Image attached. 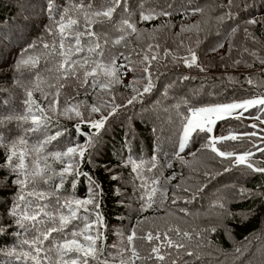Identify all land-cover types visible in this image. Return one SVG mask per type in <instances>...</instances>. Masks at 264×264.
Wrapping results in <instances>:
<instances>
[{
    "label": "trees",
    "instance_id": "trees-1",
    "mask_svg": "<svg viewBox=\"0 0 264 264\" xmlns=\"http://www.w3.org/2000/svg\"><path fill=\"white\" fill-rule=\"evenodd\" d=\"M103 4L104 0H0V264H27L7 255L13 248L21 251L24 235L11 215L19 195L13 183L16 177L3 162L8 154L6 146L13 141L24 137L29 145H35L43 138L40 132L25 131L31 127L30 122L14 118L26 113L28 91L33 94L32 100L52 116L49 134L57 130L64 133L47 146L48 152L86 141L75 127L80 118L71 112L61 115L68 105L79 104L86 120L107 115L113 104L125 105L109 117L96 147L79 164L84 175L75 181L68 177L59 190L55 187L59 177L42 186V190L61 198H84L90 181L98 185L104 225L102 246L108 264H118L126 243L123 237L133 227L138 237L148 231L155 234L179 229V235L175 231L169 235L185 245L180 249L162 248L166 259L159 261L154 256L148 258L158 242L137 239L136 250L143 259L136 264H264V173L246 165L233 167L234 157H219L210 147H202L211 135L237 134L236 140L220 141L217 148L236 154L250 151L253 155L249 162L264 168V153L258 150L264 148V106L217 121L211 133L198 132L178 153L181 120L188 115L189 104L210 106L264 95V0H126L116 8L112 20L118 23L131 14L135 32L129 30L125 39L114 45L112 41L120 35L114 30L115 24H95L93 28L102 44L105 38L108 40L105 58L115 56L117 66H125L118 69L120 82L112 83L109 89L93 88L91 78L88 84L82 83V73H78L79 79L69 76L58 80L55 61L43 48L54 39L47 31L53 18L59 19L62 10L74 6L99 9ZM193 8L202 11L194 13ZM142 14L156 18L143 20ZM250 20L256 23H248ZM80 23H84L82 18ZM189 49L197 56L192 67L183 63L190 57ZM144 54L150 59L157 56L149 69L154 87L128 104L135 95L133 89L142 91L147 82ZM29 56H39V63L17 67ZM60 84L59 104L53 113L49 104ZM92 105L101 111L91 113ZM81 130L96 135L87 124L81 125ZM252 132L257 135H243ZM129 158L143 162L139 176L125 166ZM153 162L156 168L150 171ZM49 163L57 172L62 167L58 162ZM225 167L230 170L225 171ZM155 178L159 179V189L176 184L177 198L166 194L162 199L158 191L155 203L142 210L140 197L150 190L141 188L142 180L151 185ZM218 200L223 207L216 206Z\"/></svg>",
    "mask_w": 264,
    "mask_h": 264
},
{
    "label": "snow or ice",
    "instance_id": "snow-or-ice-1",
    "mask_svg": "<svg viewBox=\"0 0 264 264\" xmlns=\"http://www.w3.org/2000/svg\"><path fill=\"white\" fill-rule=\"evenodd\" d=\"M125 2L126 0H104V4L99 9H93L91 5L87 9L83 5L74 6L68 10H62L63 15L59 19L53 18V25L47 31L52 34L54 39L50 44H43V48L48 50L47 55L52 56L55 61V71L60 74L57 77L58 80L67 79L69 76L79 79L78 73H82V83L88 84L89 78H91V87L93 88L109 89L112 83L120 82L118 69L125 66H117L115 56L105 58L104 52L108 40L105 38L102 44L100 37L93 31V28L95 24H115L114 30L120 35L112 41L114 45L120 44L125 39L124 34L129 30L135 32V25L130 21L131 14H129V18L121 19L118 23L112 20L116 8ZM231 2L232 0H229V3ZM192 11L195 13L202 11V9L193 8ZM161 14L171 15L170 12ZM73 16L77 18H73ZM81 18L84 21L83 25L80 23ZM153 18L156 17L152 14L141 15L143 20ZM248 23L255 24L256 21L250 20ZM30 47L34 48L35 46ZM149 48L151 49V45ZM189 52L190 57L184 58L183 63L188 67H192L197 61V56L191 49H189ZM165 55L167 56L168 53H165ZM156 59V55H153L151 59L147 54L143 55V62H146L144 74L147 82L143 85L142 91L133 89L135 95L127 101L128 104H132L144 93L151 92L154 84L149 69L151 62ZM39 60V56H29L27 59H21L17 67H35ZM248 83H252L251 79ZM62 87L63 85L60 84L49 104V109L53 113L59 104V92ZM32 95L31 91L27 92L28 99L25 104L28 107L26 113L14 118L23 123L30 122L31 127L25 131L40 132L43 138L38 140L35 145H29L24 137L13 141L10 146H6L8 154L3 162V165L16 177L13 183L18 186L19 195L11 210V215L15 218V224L23 230L24 235L19 245L21 251L17 252L13 248L7 255L14 257L16 260H24L27 264H108V259L104 258L105 253L102 246L104 241L102 228L104 225L103 217L99 211L101 190L98 185L90 181L88 194L84 198H77L74 195L61 198L53 192L42 190V186L51 183L53 177H59V183L55 186L59 190L68 177H72L75 181L77 177L84 175L79 171V164L85 159L86 153L90 156V150L96 147L101 130L105 128L109 117L114 115L118 108L125 107V105L113 104L108 114L101 115L100 119L97 120L84 119L83 113L79 110V104L68 105L62 110L61 115H68L71 112L75 117L80 118L75 127L81 132V135L86 137V141L67 146L63 151L48 152L47 146L63 136L64 133L57 130L54 134H49L47 129L52 122V116L32 100ZM112 99L114 100V97ZM185 103L187 104V101ZM33 105H35V110ZM258 105L264 106V96L246 99L242 102L210 106H193L189 104L186 109L188 115L182 116L181 120L182 140L179 144L180 149L183 150L186 143L191 141L198 132L211 133L213 125L219 120L232 117L234 110H247ZM100 111V107L90 106L91 113H99ZM83 124H87L90 129H93L96 135L83 132L81 130ZM251 127L255 128L257 126L251 125ZM243 135L256 136L257 133H244ZM228 139L236 140L237 136L212 137L202 147H210L219 157L229 159L234 157L233 167L246 165L254 172L264 173V168L256 167L248 162V157L253 155L252 152L236 154L221 151L217 148L218 142ZM258 150L264 153V148ZM28 158L30 160L26 163ZM49 160L60 163L62 165L61 169L58 172L55 171ZM125 166H130L132 172L139 176V170L143 167V162L137 163L129 158ZM155 168L156 165L153 162L149 170ZM229 170L230 168L225 167V171ZM158 185V178L153 179L151 185L142 180L141 188H150L144 196L140 197L143 201L142 210L151 207L155 203L154 198L158 191L162 199L166 198V189H159ZM240 192L243 194L245 190L240 189ZM216 206L223 207V202L218 200ZM171 231H175L177 235L180 234L179 229H169L163 233L156 231L155 234L148 231L145 236L138 237L137 230L133 227L130 234L123 237L126 243L119 255L118 264H136L137 260L143 259L136 250L135 240L137 239H145L149 243L154 240L157 241L158 243L152 247L148 258L151 259L154 256L157 260L164 261L166 256L162 254V248L180 249L185 247L183 243H177L173 240L169 235ZM212 231H215V229H212ZM54 233L56 236H53ZM184 235L188 236L189 234L184 233ZM187 254L193 255L191 252ZM173 264H175V261H173Z\"/></svg>",
    "mask_w": 264,
    "mask_h": 264
},
{
    "label": "rangeland",
    "instance_id": "rangeland-1",
    "mask_svg": "<svg viewBox=\"0 0 264 264\" xmlns=\"http://www.w3.org/2000/svg\"><path fill=\"white\" fill-rule=\"evenodd\" d=\"M260 96H264V95H259L258 97H260ZM256 98V97H255ZM244 101V100H243ZM233 102H242V101H233ZM233 102H231V103H233ZM249 109V108H248ZM247 109V110H248ZM247 110H244V109H237V110H234V112H233V115H237V114H239V116H241V113H243V115H244V113L247 111ZM232 115V116H233ZM257 120H259V118L257 117L256 118ZM225 120V119H224ZM263 124H264V120L263 121H261ZM214 126V125H213ZM231 135H237V134H231ZM212 137H216V135H211V138ZM181 140H182V129H181V135H180V142H181ZM188 143V142H187ZM187 143H186V145H187ZM186 145H185V147H186ZM184 147V148H185ZM184 151V149L183 150H181L180 148H179V151H178V153L179 154H181L182 152ZM239 154H241V153H239ZM251 159V156L250 157H248V162H249V160ZM158 187H159V185H158ZM177 190H178V186L175 184V185H172L171 187H168V189H166V194L169 196V197H171V198H177Z\"/></svg>",
    "mask_w": 264,
    "mask_h": 264
}]
</instances>
